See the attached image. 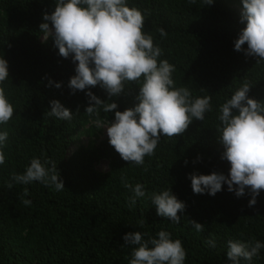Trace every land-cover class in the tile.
I'll return each instance as SVG.
<instances>
[{
    "label": "trees",
    "instance_id": "trees-1",
    "mask_svg": "<svg viewBox=\"0 0 264 264\" xmlns=\"http://www.w3.org/2000/svg\"><path fill=\"white\" fill-rule=\"evenodd\" d=\"M129 5L144 14V30L162 49L161 59L175 65L176 86L189 88L193 96L211 95L213 110L183 134L162 137L155 154L140 166L124 161L108 139L90 140L70 155L78 131L88 134L96 128V117L85 112L86 91L123 111L136 102L139 85L127 82L111 101L99 85L72 93L68 81L75 64L59 55L52 38L43 41L39 29L55 0H0V56L9 63V78L0 86L14 108L12 118L0 125L8 132L5 163L0 165V264H128L132 246L123 236L135 231L153 237L162 229L170 232L182 241L185 264H230L229 240L264 243V190L249 207L247 191L236 197L224 185L215 196L194 194L189 179L193 173L228 174L229 162L221 159L224 149L218 142L219 106L245 82L251 86L250 97L264 100V61L256 63L234 50L244 27L240 0H215L211 6L203 0H129ZM160 29L167 35L161 36ZM52 100L70 109L72 120L48 116ZM99 118L112 120L114 111L101 110ZM33 157L56 163L64 190L12 181ZM100 159L109 161L105 172L95 167ZM123 179L143 184L148 194L170 188L186 205L178 212L180 223L158 216L148 195L130 206L132 192ZM23 199L31 204L24 205ZM191 221L204 230L197 232ZM209 240H215V247ZM252 264H264V248Z\"/></svg>",
    "mask_w": 264,
    "mask_h": 264
},
{
    "label": "clouds",
    "instance_id": "clouds-1",
    "mask_svg": "<svg viewBox=\"0 0 264 264\" xmlns=\"http://www.w3.org/2000/svg\"><path fill=\"white\" fill-rule=\"evenodd\" d=\"M203 3L211 6L215 0ZM240 3V23L244 27L234 40V50L259 63L264 61V0H240ZM42 19L39 29L45 34L44 40L51 37L59 55L71 57L75 64V75L68 81L72 93L99 85L111 101L125 91L127 82L139 85L136 102L123 111L117 110V103L103 101L90 90L85 93L88 97L85 112L96 117L93 122L106 130L108 143L124 161L143 165L146 156L155 154L162 137L183 134L194 120L204 121L205 114L213 110L211 95L193 96L189 88L176 86L175 65L161 59L162 49L144 30V14L130 6L129 0H55L54 10L45 12ZM160 34L167 35L164 29H160ZM8 78L9 63L0 56V85ZM53 84L61 87L60 82L49 80V85ZM250 88L248 82L243 83L218 108V142L224 149L221 159L229 162L228 174H190L194 194L215 196L227 185V191L234 192L236 197L247 191L251 196L248 206L252 207L264 190V100L250 97ZM50 106L48 116L72 120L73 113L60 101L52 100ZM101 110L114 111V119L101 120ZM13 113V105L0 86V125L6 124ZM7 139L8 132L0 130V165L5 163L3 149ZM12 181L25 185L40 182L55 191L65 189L56 163L38 157L30 160L22 174H13ZM123 183L132 192L128 199L130 206L148 195L158 216L180 223L178 212H183L186 205L170 188L148 194L143 184L133 186L126 179ZM22 202L26 206L31 204L28 199ZM191 223L197 232L204 230L202 224ZM123 240L132 246L128 264H185L187 254L182 241L173 239L166 230L158 231L155 237L129 232ZM207 243L215 247V240ZM262 248L264 243L260 241L229 240L226 256L230 264L242 261L252 264Z\"/></svg>",
    "mask_w": 264,
    "mask_h": 264
},
{
    "label": "rangeland",
    "instance_id": "rangeland-1",
    "mask_svg": "<svg viewBox=\"0 0 264 264\" xmlns=\"http://www.w3.org/2000/svg\"><path fill=\"white\" fill-rule=\"evenodd\" d=\"M45 34L42 35V40L47 41L51 37H49L47 40H44ZM95 125V123H94ZM89 127V126H88ZM94 132L90 130V133L85 134L81 131H78V133L74 136L73 142L71 144V150L70 155H72L74 152H76L81 146H86L90 140H94L96 142H100L102 140L108 139L106 135V130L101 129L95 125ZM95 167L98 171L105 172L109 169V161L107 159H100L96 161Z\"/></svg>",
    "mask_w": 264,
    "mask_h": 264
}]
</instances>
